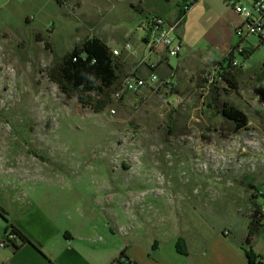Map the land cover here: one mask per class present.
<instances>
[{
	"label": "rangeland",
	"instance_id": "1",
	"mask_svg": "<svg viewBox=\"0 0 264 264\" xmlns=\"http://www.w3.org/2000/svg\"><path fill=\"white\" fill-rule=\"evenodd\" d=\"M220 2L210 15L222 18L221 28L193 24V35L218 40L226 32L232 8ZM184 6L0 0V202H31L68 229L115 232L117 242L149 244L162 231L185 237L193 227L202 239L228 224L239 230L264 193V42L244 40L254 49L248 57L235 53L244 67L209 90L203 77L186 97L162 82L116 99L126 73L120 68L100 111L68 97L47 75L88 35L121 33L134 45L147 15L174 21ZM224 102L246 113V127L236 129L221 114Z\"/></svg>",
	"mask_w": 264,
	"mask_h": 264
},
{
	"label": "crops",
	"instance_id": "2",
	"mask_svg": "<svg viewBox=\"0 0 264 264\" xmlns=\"http://www.w3.org/2000/svg\"><path fill=\"white\" fill-rule=\"evenodd\" d=\"M216 1L198 0L186 11L178 28V34L183 42L182 51L178 56H171L175 58L173 61L170 57L164 56L156 68L159 83L163 82L168 88H176L174 94L177 97H186L191 92L194 93L199 83L203 81L204 73L215 67L224 66L222 60L229 49L237 43L234 27L240 22V18L233 9L229 10L224 6L223 0L219 1H223L220 3L226 11H231V16L229 22H224L227 29L218 40L213 35L206 37L205 40L199 39L190 30L193 24L198 27L211 23L212 33L221 28L222 18L215 21L210 15L215 11ZM194 7H197L195 13ZM101 38L111 49L122 48L129 40H124L121 33ZM246 40L251 42L252 46L258 45L255 36H250ZM144 41L141 36L140 41L134 45L142 49ZM117 57L119 69H126V73L136 61V57L126 51ZM139 72L143 75L148 74L145 67H141ZM0 206L6 211L7 219L31 239V242L21 244L18 249L0 245V264H249L248 252L255 257L257 263L264 264V228H259L252 235L250 242L246 243L251 220L248 213L240 221L239 230L235 225L228 224L208 232L205 239L200 236L198 227H193L185 237L178 232L162 231L156 233L149 244L136 242L134 244L128 239L117 242L115 232L105 231L97 235L96 232L81 231L75 226L68 229L41 206L31 202L23 207L19 202L14 203L11 200L6 203L0 202ZM6 225L7 220L0 214V241ZM225 230L229 231L228 235L224 234ZM180 237H184L183 245L186 252L180 251L177 247Z\"/></svg>",
	"mask_w": 264,
	"mask_h": 264
},
{
	"label": "built area",
	"instance_id": "3",
	"mask_svg": "<svg viewBox=\"0 0 264 264\" xmlns=\"http://www.w3.org/2000/svg\"><path fill=\"white\" fill-rule=\"evenodd\" d=\"M193 1L187 0L185 6L188 7ZM233 11L239 16L240 22L234 27V33L238 38V42L229 49L225 58L229 59L227 66L215 67L204 73L206 83L204 88L209 90L217 81H224L229 72L237 68L244 67L239 61L235 53L246 56L247 48L242 42L250 36H255L260 42H264V0H223ZM182 19L177 18L174 21H168L160 13H152L147 15L139 24V29L144 32L142 36L144 47L141 49L134 46L130 41L123 44L122 48H113L112 53L115 56L121 55L126 51L130 55L136 57L133 67L120 80L119 89L114 92V98L119 99L127 92L141 91L146 87L154 88L159 83V75L156 71L159 63L164 56H178L183 49V42L178 34V28ZM141 67H145L148 71L147 75L139 72ZM214 87V86H213ZM263 200L256 202L249 211V216L255 218L264 228V193H260ZM224 234H229L228 230ZM14 236L13 234L10 237ZM1 246H6L3 236L0 241Z\"/></svg>",
	"mask_w": 264,
	"mask_h": 264
},
{
	"label": "trees",
	"instance_id": "4",
	"mask_svg": "<svg viewBox=\"0 0 264 264\" xmlns=\"http://www.w3.org/2000/svg\"><path fill=\"white\" fill-rule=\"evenodd\" d=\"M56 1L59 4H67L69 0ZM184 2L186 3L187 0ZM195 2H191L188 7L184 6L177 18L183 19L186 11ZM253 50L247 49L245 57H248ZM118 60L104 39L97 35H88L49 67L47 75L68 97L77 98L84 105H90L100 111L108 105L111 92L120 80ZM231 73H227V79ZM117 89L119 86L112 93ZM219 111L226 118L235 122L236 129L246 127L248 124L246 113L236 106L224 102ZM0 214L7 220L4 232L6 246L9 245L18 249L21 244L31 242V239L18 226L7 219V213L2 206H0ZM250 219L246 243H249L252 235L261 228V223L255 216H251ZM11 234L14 236L10 237ZM183 244H185V240L180 237L177 241V247L180 251L186 252ZM248 257L249 264H262L257 263L250 252H248Z\"/></svg>",
	"mask_w": 264,
	"mask_h": 264
}]
</instances>
